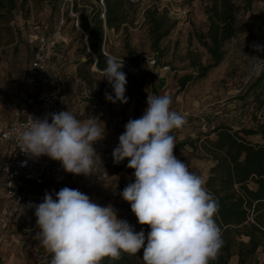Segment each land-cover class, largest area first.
Wrapping results in <instances>:
<instances>
[{"label": "rangeland", "instance_id": "374dc122", "mask_svg": "<svg viewBox=\"0 0 264 264\" xmlns=\"http://www.w3.org/2000/svg\"><path fill=\"white\" fill-rule=\"evenodd\" d=\"M72 0H28L25 8L14 11L12 26L14 39L0 48V124L11 120L16 104L9 99L1 87L16 82L24 86L29 59L35 47L34 37L38 33H48L61 27L64 41L54 50L49 63V73L59 84L66 95L64 109L70 111L77 119L86 120L94 117L105 125V136L94 143L97 157L91 175H81L73 189L88 195L90 199L102 207L112 205L116 214L126 209L131 210L130 203L123 200L120 193L131 182L123 173L124 161L113 162V150L119 145L118 134H123L125 125L130 119L140 118L147 108V98L138 104L134 102L119 105H101L90 100V91L85 82L76 75L79 62L87 59L88 48L81 37V30L75 24V13L69 10V19L62 17L63 7L70 6ZM134 22L127 33H108L107 54L125 58L138 68L136 77H145L148 82V95L155 88L156 96L169 95L172 98L171 110L182 115L186 123L180 129H174V155L188 165L189 171L206 178L210 161L201 156V150H194L190 144L196 137L203 138L211 126L226 123L233 129L255 126L256 118L264 116V109L257 110L252 101L254 92L247 88L254 82L259 73L264 71V58L258 61L257 53L249 54L246 48L260 45L264 52V0L252 3L244 9L241 0H233L235 4V33L225 44L223 61L209 70L204 77H195L180 87L178 79L183 74H194L192 61L203 64L209 61V55L195 37L196 32H205L208 26L206 8L207 0H134ZM146 9H156L163 13L175 26L160 41L158 52L153 49L148 24L144 18ZM128 41L133 51L124 46ZM157 59L151 66L148 60ZM167 65L169 68L163 70ZM94 78L102 79L100 72L92 65ZM261 85V84H260ZM260 85L257 89L260 88ZM100 127L103 128V124ZM252 142H262L258 135L248 136ZM182 142L187 144L179 147ZM1 149V145H0ZM134 174V169H130ZM1 182V181H0ZM1 187V184H0ZM53 194L54 189H38L40 203L45 193ZM3 199L0 195V205ZM118 217V215H117ZM36 216L29 210L11 222L4 232L5 244H0V251L7 249L13 252V264H37L47 252L34 239L39 229L36 227ZM143 251L140 253L142 259ZM259 263L264 254L259 250L256 254ZM2 264H5L3 261ZM230 264H235L232 258Z\"/></svg>", "mask_w": 264, "mask_h": 264}, {"label": "clouds", "instance_id": "9594fccd", "mask_svg": "<svg viewBox=\"0 0 264 264\" xmlns=\"http://www.w3.org/2000/svg\"><path fill=\"white\" fill-rule=\"evenodd\" d=\"M261 50L260 45H254ZM101 70L114 92L107 101L128 103L124 59L105 54ZM169 95H148L147 108L138 119H130L113 150V162L128 160L135 181L120 193L130 203L140 225L150 231L136 232L126 220L117 218L112 205L102 207L77 189L64 187L45 193L35 209L34 239L48 251L50 264H100L103 258L117 260L122 253L136 255L143 249L144 264H210L223 241L214 220L218 203L199 175L174 155V129L186 123L171 110ZM33 118L19 132L17 144L30 158L47 156L75 175H91L97 157L94 143L105 136V125L94 117L77 119L70 111ZM103 124V128L100 124Z\"/></svg>", "mask_w": 264, "mask_h": 264}, {"label": "trees", "instance_id": "16d2710c", "mask_svg": "<svg viewBox=\"0 0 264 264\" xmlns=\"http://www.w3.org/2000/svg\"><path fill=\"white\" fill-rule=\"evenodd\" d=\"M53 1L59 4L58 0ZM207 1L208 26L205 32H196L195 37L208 53L209 61L205 64L192 61L195 73H187L179 77L180 87L195 77L206 76L211 68L218 66L224 59L226 42L235 33V4L233 0ZM255 1L258 0H241V4L244 9H248ZM27 2L28 0H0V48L13 41L14 11L18 8L24 9ZM135 5L134 0H72L69 7H63L62 17L68 20L69 10L75 13V24L81 30V37L86 40V43H83V48L87 47L89 50L87 59L78 63L76 75L87 84L92 102L112 106L120 104L119 101L113 104L106 100V92L114 97L113 89L107 81L94 78L91 67L94 65L98 71L106 67L104 51L108 44V33L109 31L127 33L129 26L134 22ZM144 18L149 27L153 49L158 52L160 41L175 26V21H170L166 15L158 13L156 9H146ZM57 29L64 41V34L60 26L48 33L35 35V47L25 75V89H29L27 76L31 72V62L35 58L38 36L49 34ZM124 46L128 50H134L128 41L124 42ZM246 51L249 54L257 53L258 61L264 58L262 50L250 47L246 48ZM121 71L126 74L127 79L125 96L128 98V102L133 101L137 108L138 104L148 96V82L145 77H136L137 74L132 75L124 68ZM51 79L53 80L52 77ZM55 83L59 86L57 82ZM259 85L260 88L257 89ZM150 88L152 94L156 95L155 88L152 86ZM249 91L254 92L252 101L256 109H264V71L259 73L254 82L248 86L247 92ZM255 119V126L239 129H233L226 123H217L208 129L203 138L196 137L194 141H190L192 148L200 149L201 156L210 161L208 174L204 179L205 187L218 203V211L214 215V220L220 229L223 244L217 258L210 261V264H230L232 258H235V264H264V259L262 263H259L256 258L259 250L264 254V116L262 118L255 117ZM253 135L260 136L262 142H252L247 139L248 136ZM185 144L187 142H182L178 146L181 147ZM77 182L71 185L72 189ZM41 188L56 190L54 184H48ZM27 201L39 204L37 191L29 192ZM4 202L5 199L2 205ZM21 214L17 215L13 221ZM117 215L118 219L126 220L133 226L136 232L144 231L147 236L150 231L149 226L138 223L130 209L120 211ZM142 251L143 249L136 255L122 253L117 260L105 257L100 264H144L140 260ZM51 259L52 256L47 251L37 264H50Z\"/></svg>", "mask_w": 264, "mask_h": 264}, {"label": "built area", "instance_id": "2783aa9c", "mask_svg": "<svg viewBox=\"0 0 264 264\" xmlns=\"http://www.w3.org/2000/svg\"><path fill=\"white\" fill-rule=\"evenodd\" d=\"M62 41L63 36L59 29L38 36L35 58L31 62V72L27 76L30 93L16 107L14 120L6 126L0 127V145H6L8 149L7 159L2 165L5 202L0 208V242L4 238V232L23 208H27L35 214L34 208L27 207L30 203L36 204L27 201L29 192L37 191L48 184H54L57 191L64 187L71 188V185L79 178V175L65 172L61 162L54 161L47 156L30 158L20 150L17 144L19 132L33 118L43 119L47 116L51 123L50 114L63 111L60 104L64 95L48 73L49 61L55 48ZM104 53L107 54L105 51ZM148 63L154 66L156 58L151 57ZM123 68L132 75L138 73V68L129 61L124 60ZM168 68L167 65L162 67L163 70ZM1 89L13 97L19 95V90L16 87L5 85ZM127 164L128 160L123 168V173L131 182H134L135 176L130 173Z\"/></svg>", "mask_w": 264, "mask_h": 264}, {"label": "crops", "instance_id": "0c3cea01", "mask_svg": "<svg viewBox=\"0 0 264 264\" xmlns=\"http://www.w3.org/2000/svg\"><path fill=\"white\" fill-rule=\"evenodd\" d=\"M5 85H9V86H13V87L18 88V90H19V95H18L17 97H13L10 93L4 92V91H2V89H1V91H2V92H3V93H4L9 99H11V100H13V101L15 102L16 107H17L20 103H22L24 97L30 93V90H29V89H25L24 86H19L16 82L8 83V84H5ZM5 85H3V86H5ZM3 86H2V87H3ZM2 87H1V88H2ZM60 91H61V93L64 95V99H63V101L61 102L60 106H61L62 110L65 111V109H64V106H65V105H64V104H65V102L67 101V100H66V95L63 93L61 87H60ZM15 110H16V108L13 109V112H12V114H11V120H10L9 122H7V123L0 124V127L6 126L8 123H10L11 121L14 120V112H15ZM120 135H121V133L118 134V136H120ZM7 150H8V149H7V146H6V145H1V149H0V181H1V182H0V184H1V187H0V195H1V198L3 199V201H4V199H5V192H4V177H3V173H2L1 167H2V163H3L4 160H6V158H7ZM126 163H127V159L124 161V166H125ZM1 207H2V204L0 205V208H1ZM27 210H28L27 208H23L22 211H21V213H22L23 215H26V211H27ZM2 242H4V244H5V238L1 239L0 244H1ZM13 257H14V256H13V252L10 251V249H7L6 252H1V251H0V264H2L3 261L5 262V264H13Z\"/></svg>", "mask_w": 264, "mask_h": 264}]
</instances>
